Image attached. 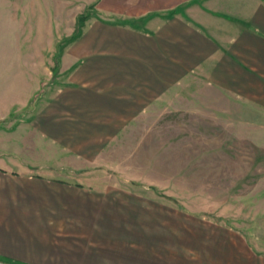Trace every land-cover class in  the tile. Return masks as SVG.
I'll return each mask as SVG.
<instances>
[{
  "label": "crops",
  "instance_id": "0c3cea01",
  "mask_svg": "<svg viewBox=\"0 0 264 264\" xmlns=\"http://www.w3.org/2000/svg\"><path fill=\"white\" fill-rule=\"evenodd\" d=\"M98 5L101 15L69 43L75 57L64 84L35 116L38 148L60 155L0 163V257L25 264H264L232 232L206 234V224L188 212L174 229L172 209L151 213L133 206L140 197L128 191L56 177L69 166L63 174L92 181L86 167L54 160L91 159L128 120L147 117L151 104L179 90L195 94L189 86L233 102H264V0Z\"/></svg>",
  "mask_w": 264,
  "mask_h": 264
},
{
  "label": "rangeland",
  "instance_id": "374dc122",
  "mask_svg": "<svg viewBox=\"0 0 264 264\" xmlns=\"http://www.w3.org/2000/svg\"><path fill=\"white\" fill-rule=\"evenodd\" d=\"M98 7V0H0V163L51 162L60 155L38 148L35 116L73 68L69 39L101 15ZM189 90L195 94L179 90L170 101L151 104L147 117L128 120L91 159H54L86 167L92 181L63 174L69 166L55 176L128 191L140 197L132 201L142 210L172 209L174 223L194 214L206 234L232 232L264 258V102Z\"/></svg>",
  "mask_w": 264,
  "mask_h": 264
},
{
  "label": "trees",
  "instance_id": "16d2710c",
  "mask_svg": "<svg viewBox=\"0 0 264 264\" xmlns=\"http://www.w3.org/2000/svg\"><path fill=\"white\" fill-rule=\"evenodd\" d=\"M78 36V34L74 35L73 38H70L69 41L74 40L76 37ZM0 260L10 263V264H25L16 260H12V259H6V258H0Z\"/></svg>",
  "mask_w": 264,
  "mask_h": 264
}]
</instances>
